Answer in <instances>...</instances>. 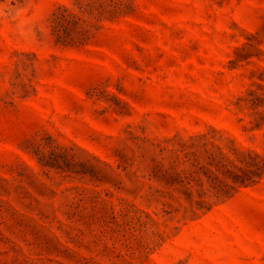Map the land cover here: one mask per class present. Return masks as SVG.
<instances>
[{"label":"rangeland","instance_id":"1","mask_svg":"<svg viewBox=\"0 0 264 264\" xmlns=\"http://www.w3.org/2000/svg\"><path fill=\"white\" fill-rule=\"evenodd\" d=\"M0 264H264V0H0Z\"/></svg>","mask_w":264,"mask_h":264}]
</instances>
